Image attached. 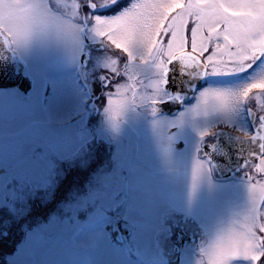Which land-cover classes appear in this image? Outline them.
I'll use <instances>...</instances> for the list:
<instances>
[{"label":"rangeland","instance_id":"1","mask_svg":"<svg viewBox=\"0 0 264 264\" xmlns=\"http://www.w3.org/2000/svg\"><path fill=\"white\" fill-rule=\"evenodd\" d=\"M118 2L0 0V28L11 35L34 82L29 96L0 86L3 264H168V225L179 221L177 213L190 218L187 228L199 235L184 248L185 264H233L249 232L264 235V158L255 180L238 174L226 180L199 155L218 122L238 124L228 129L248 136L262 125L264 83L248 86L264 75V58L247 68L238 46L211 64V83L197 104L176 117L161 114L158 104L173 95L165 86L166 63L183 49L168 44L157 54L130 44L110 21L137 1L111 15ZM37 3L51 5L46 16L34 15ZM90 3L110 10L92 23L93 36L106 33L133 57H143L144 65L124 64L108 49L86 48L81 10ZM229 7L243 30L254 34L250 48H264V0H236ZM84 52L90 57L85 68L79 60ZM105 71L121 81L105 92L101 114L91 119L88 101L101 91ZM205 90L230 94L231 109L198 107ZM245 107L255 110L254 125ZM181 141L185 147L176 148ZM120 202L126 207L122 219ZM117 224L133 231L122 245L111 237Z\"/></svg>","mask_w":264,"mask_h":264},{"label":"snow or ice","instance_id":"2","mask_svg":"<svg viewBox=\"0 0 264 264\" xmlns=\"http://www.w3.org/2000/svg\"><path fill=\"white\" fill-rule=\"evenodd\" d=\"M229 2L235 3L236 0H209L202 6L195 5L194 0H137L132 8L110 23L117 27L120 35L128 38L130 44L141 48L147 45L150 51L157 54V45L172 44L185 51H192L195 47L192 59L199 57V61L192 66L202 67L204 70L201 75L208 74L209 64L215 63L222 55L237 50L238 46L243 52V62L247 68H251L254 62L264 58V48H250L249 40L254 34L243 30L242 24L232 14ZM33 7L35 16L44 17L51 5L45 8L41 3H37ZM88 7L95 11L91 3ZM193 31L197 36L195 43L192 40ZM213 40L217 42L216 49ZM249 61L251 63H248ZM174 62L178 61L172 63ZM212 71L218 73L220 69L213 68ZM262 83L264 75L259 76L257 84L249 85L248 89L258 87ZM232 102L233 97L228 93L205 90L198 107L208 110L220 105L230 110ZM4 247L6 246L0 243V248ZM238 261H245L246 264H264V235H261L260 230L249 232L244 237L242 255L233 261V264Z\"/></svg>","mask_w":264,"mask_h":264},{"label":"flooded vegetation","instance_id":"3","mask_svg":"<svg viewBox=\"0 0 264 264\" xmlns=\"http://www.w3.org/2000/svg\"><path fill=\"white\" fill-rule=\"evenodd\" d=\"M137 0H134V2H136ZM92 4V3H91ZM95 4V3H94ZM87 7H84L83 6V8H82V17L83 18H89L90 16H91V14L92 13H94L95 14V17L97 18L98 16H99V14L101 15V14H103V13H106V12H108L109 10H107V11H105V10H99L98 9V6H96V4H95V6L93 7L94 9H95V11H93L91 8H87ZM92 10V11H91ZM91 26H89L88 27V30H87V33H88V35H89V37L91 38V40H93V41H103V42H105L106 43V45H107V47H105V48H103V49H95V48H92V47H89L88 45H86V48H88V49H93V50H104V49H108L110 52H112V53H114V54H116V55H118V57L120 58V59H122V61H123V63L125 64V63H129L130 61H134L135 63H137V61L136 60H134V59H137V58H141L142 60H144V63L143 62H141V63H143L142 65H144L145 64V59L143 58V57H141V56H139V57H136V56H134L133 57V55H132V53H131V51L130 50H128L127 49V47H124V46H122V45H120V44H118L115 40H113L112 38H110L109 36H107V34L106 33H104V32H102V34L100 33V35L101 36H99L98 38H95L94 36H93V34L91 33ZM95 38V39H94ZM97 39V40H96ZM164 47V45H157V48H158V51L160 50V49H162ZM129 55H130V57H131V59H130V57H129ZM185 55H186V52L184 51V49L182 50V51H180V52H177V53H175V57H173V60L174 59H179V58H183V57H185ZM89 59H90V57H89ZM172 61V60H171ZM171 61H168L166 64L168 65V71H167V73H166V78L168 79V76H169V64H170V62ZM85 68V67H84ZM102 74V73H101ZM116 75V76H115ZM104 76H106V78H104ZM101 79H104L105 80V82L103 83V82H101L100 84H101V86H103V88L101 89V91H100V93H101V98L99 99L100 100V102H99V106H100V112L98 113V114H91V119L93 118V116H94V118L96 117V116H98V115H100L101 114V112H102V105H101V100L103 99V96L105 95V92L110 88V87H112L116 82H118V81H121V77L122 76H120L118 73H116V72H113V71H105V72H103V74L101 75ZM106 79H109V83H108V85L106 86L105 84H106ZM167 85V83L165 84V86ZM167 89V88H166ZM174 90H176V92H178V93H176V96L178 97V99L179 100H182L185 104L187 103V101H186V90H185V88L182 86L180 89H174ZM167 91H169L171 94L173 93L171 90H169V89H167ZM172 96H174V95H172ZM172 96H170V97H172ZM169 99V97L168 98H166L165 100H168ZM98 100V101H99ZM164 101V100H163ZM247 101H249L248 99H247ZM245 108H247V107H245ZM253 109V108H252ZM249 110H250V108L248 107L247 109H245V112H246V118H247V121H248V112H249ZM254 110V109H253ZM185 110H183V111H177V112H175V113H173L172 115H174V116H172V115H170V116H172V117H176V116H179L182 112H184ZM255 111V110H254ZM161 113V112H160ZM162 114V113H161ZM165 115H167V114H165ZM164 115V116H165ZM168 116H169V114H168ZM256 118H257V116H256ZM257 122V120L254 122V123H252V125H254L255 123ZM218 124L219 125H223V127H227V128H232V129H237V128H241V126L240 125H238V124H233V125H229V124H227L226 126H224V124L223 123H219L218 122ZM218 124H216V125H218ZM177 127H175V128H173V129H175V130H177L176 129ZM255 130V129H254ZM234 131V130H233ZM239 134H241L240 132H238ZM241 135H243V136H245V137H250V136H248V135H245V134H241ZM252 136V135H251ZM181 142H183V141H181ZM206 142H211V143H213L214 142V140H213V138L212 139H210L209 141H206ZM180 143V142H179ZM179 143L176 145L177 147L176 148H178V145H179ZM185 143V142H184ZM208 162H209V160H208ZM260 163H258V164H250V163H248V165H247V168H246V171H248L249 173H248V177H245V175H244V173H238V176H243V177H245V178H247V179H251V180H255L256 179V176H257V173H260ZM232 178H230L229 180H231ZM174 225L176 224V223H173ZM169 228V227H168ZM196 233H197V231H196Z\"/></svg>","mask_w":264,"mask_h":264},{"label":"water","instance_id":"4","mask_svg":"<svg viewBox=\"0 0 264 264\" xmlns=\"http://www.w3.org/2000/svg\"><path fill=\"white\" fill-rule=\"evenodd\" d=\"M176 66L177 64L174 62L170 65V68L172 69ZM189 66H190L189 64L186 65V69L183 71L184 73L179 75L178 73H175L173 75V77H175L174 79L179 78L180 76L181 77L184 76L185 79L188 80V77L192 75V71H193L192 69H189L191 68ZM17 85H20V87L26 92H28L29 89L31 88V82L29 81V79L23 76L22 69L18 67L16 60L10 55L6 44L0 39V86L14 87ZM228 142H229L228 144H230L229 146L233 147L236 152H238V149H242L245 147L239 142H234L233 144H231L230 141ZM220 146L227 147L224 145H220Z\"/></svg>","mask_w":264,"mask_h":264},{"label":"bare ground","instance_id":"5","mask_svg":"<svg viewBox=\"0 0 264 264\" xmlns=\"http://www.w3.org/2000/svg\"><path fill=\"white\" fill-rule=\"evenodd\" d=\"M132 5V4H131ZM125 11V10H124ZM14 47H15V44H14ZM210 85V84H209ZM209 87V86H208ZM197 102H198V98H197V100H196V102H195V104H197ZM194 104V105H195ZM187 109V108H186ZM186 109H185V111H186Z\"/></svg>","mask_w":264,"mask_h":264}]
</instances>
